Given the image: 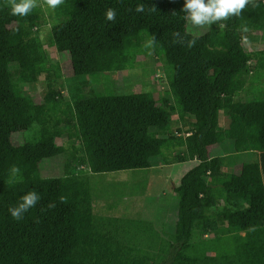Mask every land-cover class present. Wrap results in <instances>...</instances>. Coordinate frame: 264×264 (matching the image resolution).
Segmentation results:
<instances>
[{"label":"trees","instance_id":"trees-1","mask_svg":"<svg viewBox=\"0 0 264 264\" xmlns=\"http://www.w3.org/2000/svg\"><path fill=\"white\" fill-rule=\"evenodd\" d=\"M184 2L65 0L47 9L49 45L67 53L73 68L66 99L65 86L54 87L61 65L41 38L47 11L38 7L17 17L0 0V264H264V49L250 50L244 42L254 31L264 39V0L202 34L187 30ZM137 4L143 13L135 11ZM109 8L115 23L106 19ZM149 52L163 61L167 77L159 97L86 89L80 81L133 68ZM41 75L50 82L36 103L24 85ZM247 89L252 95L241 97ZM221 117L229 123L221 124ZM65 133L78 143H60ZM228 142L232 153L211 155V147ZM164 148L180 150L174 161L198 163L174 188L178 204L169 240L157 236L153 243L148 230L144 236L152 240L144 247L143 239L126 234L132 220L98 214L91 177L149 168L158 155L170 163ZM244 152L257 158L236 165L235 155ZM61 154L64 175L44 177L42 162ZM13 165L20 168L16 176ZM29 191L41 199L16 221L8 209Z\"/></svg>","mask_w":264,"mask_h":264},{"label":"rangeland","instance_id":"rangeland-1","mask_svg":"<svg viewBox=\"0 0 264 264\" xmlns=\"http://www.w3.org/2000/svg\"><path fill=\"white\" fill-rule=\"evenodd\" d=\"M44 9L47 11V22L42 26L41 38L50 52L51 60L54 63H60L62 72L61 76L58 77V81L54 83V87L59 88L64 85L63 94L66 99H69L68 90L66 88L68 84L66 78L73 76L72 64L67 53L60 54L53 46L49 45L51 18L49 17L47 8L44 7ZM210 27L206 26L203 29H195L187 22V30L194 34H202L208 31ZM247 36H245L244 42L250 50L264 49V39H262L261 32H250V35ZM155 59L156 57L153 53L149 52L148 54L142 55L136 61L133 68L103 73L97 78L89 76L82 77L80 81H85L87 85L86 89L95 88L102 92L114 94L151 91L159 97L165 94V91L168 89V83L163 69V61H156ZM262 81L264 82V77H262ZM49 82L50 80L47 79L45 75H41L36 83L24 85L25 92L29 94L36 103H39L45 98ZM75 85H78V83L75 82ZM262 86L264 88V83H262ZM250 94L251 93L247 89L241 93V97L245 98ZM175 117L177 118L178 114H175ZM228 123V117H221V124L227 125ZM173 126L176 130L180 127V122L175 121ZM34 133L35 128L20 133L19 136L16 135V137L18 136L16 143L18 144L19 141L23 140L24 135L28 138ZM59 142L63 143L67 148H69L72 143H78L77 140H74V137L70 138L67 133L60 138ZM232 144L233 143L228 142L223 146L216 145L211 147V154L233 152L234 148ZM163 152L164 154H172V163H164L163 156L158 155L153 158V165L149 168L97 173L93 174L91 177V185L95 200L94 207L98 214L102 215V217L121 216L122 218L132 220L133 225L128 229L126 234L132 236L133 239L135 238L137 241L143 239L140 245L144 247H147L146 243L152 240L149 238V235L144 236L146 232H149L148 230H153L151 234L153 236L150 235V237H154L152 240L153 243L156 242L157 236L161 240H169L170 233L174 231L175 214L178 204V194L175 192L174 187L179 185L182 176L196 164L193 160L174 161V159H172L174 157L172 156H174V153H180V150H171L170 153L169 150L167 151L164 148ZM237 156L240 157L238 160L236 158V165L240 164L242 161H253L256 158L255 154L248 152L239 153ZM240 159L242 160L239 161ZM65 160L66 155L61 154L52 160L42 162V175L44 177H59L64 175ZM223 204V201H220L219 205L222 206ZM153 221L158 223L155 224ZM160 233H163L162 238L160 237ZM208 251L213 253L210 247H208Z\"/></svg>","mask_w":264,"mask_h":264},{"label":"clouds","instance_id":"clouds-1","mask_svg":"<svg viewBox=\"0 0 264 264\" xmlns=\"http://www.w3.org/2000/svg\"><path fill=\"white\" fill-rule=\"evenodd\" d=\"M64 2L65 0H7L11 14L17 17L28 16L38 7H46L54 11ZM249 5H251L252 8L260 6L258 0H185L181 11L184 13V19L190 23L193 28L203 29L206 26L210 27L213 24H218L222 21L240 16ZM135 11L143 13L145 11L144 5L137 4ZM149 11H155V8H151ZM105 15L108 21L113 23L116 22L117 16L115 9H107ZM243 31H248L247 26H244ZM154 39L155 38L150 40L146 47H150L154 43ZM195 42L196 38L194 37L188 41V46H194ZM80 171H86V169H80ZM11 172L13 176H16L20 173V168L13 165ZM67 178L68 177H65V179ZM8 183L11 184L13 181L9 180ZM40 199L36 191H29L21 197L20 202L16 206L10 207L8 211L14 220L20 221L30 209L37 206ZM63 199L62 197V202ZM54 206L55 205L52 203L48 205L49 208Z\"/></svg>","mask_w":264,"mask_h":264},{"label":"crops","instance_id":"crops-1","mask_svg":"<svg viewBox=\"0 0 264 264\" xmlns=\"http://www.w3.org/2000/svg\"><path fill=\"white\" fill-rule=\"evenodd\" d=\"M210 153H211V151H210ZM232 153V152H231ZM246 153V152H245ZM248 153H251V152H248ZM237 154H239V153H237ZM237 154L235 155V162H236V158H237V160H238V158L240 157H238L237 156ZM251 154H255V153H251ZM211 155H214V156H219V155H223V154H211ZM255 157H256V154H255ZM257 158V157H256ZM255 158V159H256ZM171 159V158H170ZM173 159V158H172ZM189 160H193V161H195L196 163H198V159H189ZM242 159H240L239 161H241ZM242 162H244V161H242ZM241 162V163H242ZM172 163V162H171ZM175 188V187H174Z\"/></svg>","mask_w":264,"mask_h":264},{"label":"built area","instance_id":"built-area-1","mask_svg":"<svg viewBox=\"0 0 264 264\" xmlns=\"http://www.w3.org/2000/svg\"><path fill=\"white\" fill-rule=\"evenodd\" d=\"M81 168H84V166H81Z\"/></svg>","mask_w":264,"mask_h":264}]
</instances>
